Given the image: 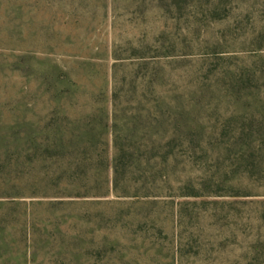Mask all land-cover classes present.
<instances>
[{"label":"rangeland","instance_id":"1","mask_svg":"<svg viewBox=\"0 0 264 264\" xmlns=\"http://www.w3.org/2000/svg\"><path fill=\"white\" fill-rule=\"evenodd\" d=\"M0 264H264V0H0Z\"/></svg>","mask_w":264,"mask_h":264}]
</instances>
